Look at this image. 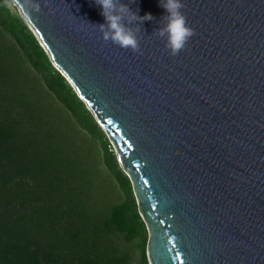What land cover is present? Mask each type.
I'll use <instances>...</instances> for the list:
<instances>
[{
    "label": "water",
    "instance_id": "obj_1",
    "mask_svg": "<svg viewBox=\"0 0 264 264\" xmlns=\"http://www.w3.org/2000/svg\"><path fill=\"white\" fill-rule=\"evenodd\" d=\"M38 2L27 25L111 140L148 263L264 264V0H181L176 56L159 0H122L153 17L136 53L103 40L94 0Z\"/></svg>",
    "mask_w": 264,
    "mask_h": 264
},
{
    "label": "trees",
    "instance_id": "obj_2",
    "mask_svg": "<svg viewBox=\"0 0 264 264\" xmlns=\"http://www.w3.org/2000/svg\"><path fill=\"white\" fill-rule=\"evenodd\" d=\"M0 26L28 64L24 70L11 46L0 42V264H126L116 249H100L107 232L138 237L147 264L146 226L101 126L6 0H0ZM47 93L101 140L103 161L124 194L105 215L89 206L88 158L69 138V120L46 102Z\"/></svg>",
    "mask_w": 264,
    "mask_h": 264
},
{
    "label": "rangeland",
    "instance_id": "obj_3",
    "mask_svg": "<svg viewBox=\"0 0 264 264\" xmlns=\"http://www.w3.org/2000/svg\"><path fill=\"white\" fill-rule=\"evenodd\" d=\"M10 3L11 0H7L8 9L12 14L18 15L15 6L11 8L9 7ZM3 39H5L6 42ZM0 42L7 43L9 46H11L10 48L14 50L15 55L19 58V61L22 60L21 63L23 62V68L25 67L24 70L28 69V64L24 61L23 57L21 56V52L18 50L16 44L13 42L12 38L1 26H0ZM33 76L34 74L32 73L31 75H29V77L31 78ZM40 88L41 90L43 89L42 86H40ZM47 94L48 96L46 102L51 104L52 109H54V107L59 109V111H61V113L69 120V122L66 123L69 124L71 127H73L69 132L70 133L68 135L69 138L72 139L77 144V147L78 149H80V153L82 154V156H86L88 158V162L91 167V172L88 175L89 181L85 185L87 186V191L89 194V206L92 212H94V215L98 217L103 214L105 215L108 213L109 208L113 204L123 201L124 194L121 188L119 187L116 179L114 178L112 173L107 169L103 161L102 149L100 146L101 140L97 139L96 137H92L85 130H82L79 127V125L76 124L74 120L70 117L67 111H65V109L64 110L62 109L61 104L58 101H56V99L52 95L49 96V93ZM42 100L43 98H41L40 101ZM103 132L106 136L107 141L110 144L111 149L114 152V155L120 167L113 144L111 143V140L109 139L106 132L104 130ZM135 203H136V199H135ZM146 234L148 237L147 230H146ZM101 237H103L101 239V246H100L101 250L105 245L108 247L110 246L111 248L116 249L115 252L116 255L124 254V256H127L126 264H143L142 255H141L142 251L140 248V240L138 239V237H133L132 239H126L123 233H119V232H111V233L107 232L105 234L103 233ZM145 257L147 264H149L146 255V246H145Z\"/></svg>",
    "mask_w": 264,
    "mask_h": 264
},
{
    "label": "clouds",
    "instance_id": "obj_4",
    "mask_svg": "<svg viewBox=\"0 0 264 264\" xmlns=\"http://www.w3.org/2000/svg\"><path fill=\"white\" fill-rule=\"evenodd\" d=\"M94 3L101 8L100 14L105 21L95 25L102 34L103 40L111 41L121 49L131 50L134 53L139 52L140 43L137 33L140 29L136 27L134 30L133 23L142 24L144 21H151L152 15L146 13L141 17L122 0H94ZM159 3L166 14L162 18V26L154 30V34L164 42V47L169 51V54L176 56L186 48L195 32L188 25L187 19L181 11L184 7L181 0H159ZM13 6H15L20 19L26 24H33V13L41 11L38 0H11L9 7Z\"/></svg>",
    "mask_w": 264,
    "mask_h": 264
}]
</instances>
